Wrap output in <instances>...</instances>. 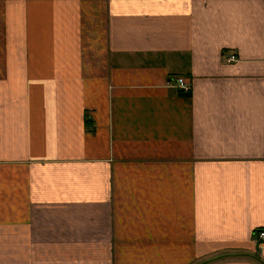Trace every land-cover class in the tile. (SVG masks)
Segmentation results:
<instances>
[{"label":"crops","instance_id":"0c3cea01","mask_svg":"<svg viewBox=\"0 0 264 264\" xmlns=\"http://www.w3.org/2000/svg\"><path fill=\"white\" fill-rule=\"evenodd\" d=\"M258 228L264 0H0V264H264Z\"/></svg>","mask_w":264,"mask_h":264},{"label":"built area","instance_id":"2783aa9c","mask_svg":"<svg viewBox=\"0 0 264 264\" xmlns=\"http://www.w3.org/2000/svg\"><path fill=\"white\" fill-rule=\"evenodd\" d=\"M233 56L230 55L228 57V59H232ZM178 85L182 88L187 89V83L185 82L184 78L179 77L177 79ZM253 239L255 241V243L257 244V247L259 250H261L263 248L264 245V228H260L259 230H255L254 234H253Z\"/></svg>","mask_w":264,"mask_h":264},{"label":"trees","instance_id":"16d2710c","mask_svg":"<svg viewBox=\"0 0 264 264\" xmlns=\"http://www.w3.org/2000/svg\"><path fill=\"white\" fill-rule=\"evenodd\" d=\"M260 228H258L257 230H259Z\"/></svg>","mask_w":264,"mask_h":264}]
</instances>
